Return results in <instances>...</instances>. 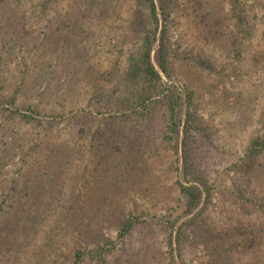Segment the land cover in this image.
I'll list each match as a JSON object with an SVG mask.
<instances>
[{
	"label": "rangeland",
	"instance_id": "obj_1",
	"mask_svg": "<svg viewBox=\"0 0 264 264\" xmlns=\"http://www.w3.org/2000/svg\"><path fill=\"white\" fill-rule=\"evenodd\" d=\"M58 1L59 4L49 10L50 14L54 7L67 10L72 0ZM137 3V0L121 3L120 9L98 21L79 20L78 25L88 24V34L81 32L84 36L82 43L93 41V47L87 49L93 53L91 62L99 65V69H107L116 61L122 65L127 64L129 50L143 40L144 33L136 29H141L144 23L139 24L140 21L137 23L133 18ZM212 3L215 4L213 7ZM171 5L168 21L164 24L161 19L156 33L159 35L164 25L167 28V64L170 73H161L167 85L181 93L185 89L184 94L186 91L193 93L190 107L196 116V126L192 128L195 138L190 144L191 158L206 174L209 191L203 189L195 207L183 215L187 198L179 190L176 168L182 162V148L180 146L176 153L166 138L167 128L160 121L166 118L164 108L158 106L154 114L156 122L135 136L138 144L134 146L140 147L138 164L142 168H136L138 178H133L134 182H121L124 190L113 187L111 190L94 192V187V190L87 191V182H96L92 171L104 172L103 169L110 165L99 160L101 155H94L89 150L87 129L83 134L73 132L70 140L76 139V147L72 141L62 153L66 156L72 154V157L78 155L80 159L76 161L79 172L71 179V182L78 185L80 193H66L65 197L71 205L75 204L76 199L85 203L88 197L91 203L97 202L98 206H86L81 211L85 218L96 212L91 218L89 235L93 237L101 230L115 239V243L105 250V262L98 258L92 260L85 255L75 264H142L151 258L150 264H172L166 221L179 217L175 227L177 229L179 223L194 215H198L199 220L188 228L189 234L184 237L185 240L178 244L173 239L174 248L184 243L181 251L184 257L178 260V264H232V261L234 264H247L248 260L264 264V252L261 251L264 248L260 246L262 242H255L254 249L251 248L247 253L243 252L246 248L242 244L235 245V239L241 238L235 232L238 226L251 235L256 231L258 239L264 240V148L254 159L250 156L252 141L264 135V83H260L264 77V61H256L261 52L258 50L259 45L264 44V0H245L248 17L258 24L256 32L245 38L240 37L242 26L231 13L234 7L228 0H173ZM140 8L149 14L145 4L143 6L142 3ZM54 16L55 13L51 18L48 17L49 25L55 24L58 19L56 17L53 20ZM28 17L31 18L28 20V30H23L21 34L27 36L30 31L33 34L32 42L41 48V39L45 36L42 31L45 20L32 24L34 18L30 14ZM2 26L7 25L0 20ZM62 27L63 35L70 34L71 39L73 35V40L78 38L79 29L70 32L65 24ZM158 45L156 41L151 52L157 67ZM39 53H43V50H33L26 39L19 41L13 52L0 50V86L4 99L15 96L17 104L33 103L51 112L75 107L77 104L86 105L87 94L84 89L83 92L80 89L71 94L64 91L65 82L56 76L58 69L47 62L53 56L52 53ZM62 100L67 104H62ZM6 117V113L0 112V133L11 122ZM80 123L83 125L84 120ZM178 126L183 136L186 127L184 115ZM199 126L206 127L203 129L205 134L198 130ZM16 127L19 128L17 136L21 133L23 144L17 152L19 156H14L2 168L1 183L9 184L18 166L24 165V160L26 162L29 159L31 145L46 136V133L43 134L32 124L17 122ZM120 131L126 139L132 136L127 127H121ZM208 132L210 135H206ZM67 137L66 133L59 131L47 133V138L54 141L65 140ZM35 157L43 161L44 155L40 149L31 160ZM177 157H180L179 162ZM53 163L56 165L57 162ZM24 168L26 164L21 168V173ZM191 182L197 183L196 179ZM134 183L136 189L133 188ZM4 194L1 193L0 198ZM105 196V201H101ZM172 205L174 208L169 210ZM130 212L147 216V221L138 222L129 236L120 239V220L125 219ZM190 231H195L199 236L195 238ZM226 231L230 234L223 240L225 245L228 243L243 250L229 251L227 263L216 257L218 252L215 248V240H218L215 238ZM64 237L65 240L60 244L62 247L53 254L47 253L48 257L45 256L53 262L51 264H73L77 247L88 250L94 246L88 241L78 240L70 232ZM100 241L105 242L102 239Z\"/></svg>",
	"mask_w": 264,
	"mask_h": 264
},
{
	"label": "trees",
	"instance_id": "obj_2",
	"mask_svg": "<svg viewBox=\"0 0 264 264\" xmlns=\"http://www.w3.org/2000/svg\"><path fill=\"white\" fill-rule=\"evenodd\" d=\"M131 1L72 0L67 10L54 7L55 11L53 10L50 14L49 10L53 5L59 4L58 0H27V2L0 0V20L7 25L0 27V50L3 52L7 49L13 52L19 41L26 39L33 50H43V53L39 54L52 53L53 56L47 62L58 69V71L56 69L58 72L56 76L65 82L64 91L67 94L80 91V89L82 92L84 89L87 94L86 105L77 104V106L74 105L75 107L69 106L63 110L56 109L57 111L51 112L33 103L17 104L15 96L4 99L0 86V112L6 113V119L11 121L9 125L2 128L0 133L2 134L0 136V172L14 156L18 155L17 152L20 151V146L22 147L21 133L17 136V132L19 133V128L16 127L17 122L32 124L43 134L46 133V136L42 137L39 142L31 145L29 156L31 160L33 154L39 152L40 149L44 155V162L37 157L31 162L26 159V162L25 160L23 162L26 168L21 173L24 165L18 166L15 171L16 175L11 178L9 184L1 183L0 180V194L5 192L0 198V264H48V262L51 264L53 262L45 256L48 257L47 253L53 254L62 247L60 244L65 240L64 235L67 232L78 240H85L94 245L88 250L77 247L73 264L79 262L85 255L91 257L92 260L98 258L102 262L106 261L105 250L115 243V239H111L101 230L90 237L91 218L96 212H92L88 218H85L84 213L81 212L83 207L90 208L99 204L91 203L88 197L85 203L76 199L75 204L71 205L68 202L69 199L65 197L66 193L76 195L80 193L78 185L71 182V179L79 172L76 161L80 159L78 155L72 157V154L66 156L62 153L67 146L72 144V141L76 147V139L70 140L73 132L83 134L87 129L89 138L87 134L86 138H88L89 150L94 155H101L99 160L110 165L103 169L104 172L92 171L96 182L88 181L87 191L94 187V192L111 190L114 189L113 187L124 190L121 182L125 184L134 182L133 178H138L136 168H142L138 164L140 147L134 146L138 144L135 136L137 137L139 132L156 122L154 114L158 106L164 108L166 118L160 121L167 128L166 138L172 143L176 153L180 146L182 148V162L176 168L178 169L179 190L187 198L183 215L191 212L195 207L203 189L209 191L206 174L191 158L190 144L195 138V131L192 128L196 126V116L190 107L193 93L186 91L184 94L185 89L181 93L175 87L167 85L162 76V73H170L167 64V28L164 25L161 33L159 35L156 33L161 19L164 24L168 21L167 17L171 13L173 0H137L139 4L137 3L138 8L135 7L133 10V18L137 20V23L140 21L139 24L144 23L141 29L140 27L136 29L137 32L144 33V36L138 45L129 50L127 64L122 65L116 61L107 69L101 70L99 65L91 62L93 53L87 49L90 46L93 47V41L82 43L84 36L81 32L88 34V24L78 25L79 20L98 21L99 18L110 16L115 10L120 9L121 3ZM141 1L143 6L145 4L149 9V14L140 8ZM228 2L234 7L231 13L236 16L239 25L242 26L240 37L252 36L258 24L248 17L245 0H228ZM214 5L212 3L211 7ZM54 13L53 20L56 17L58 19L55 24L49 25L48 20ZM29 14L34 18L31 20L32 24L45 20L42 30L45 36L41 39V48L37 43L32 42L33 34L30 31L27 36L21 34L23 30H28L27 25L30 24L28 20L31 19L28 17ZM63 24L69 27L70 32L79 29L78 38L73 40V35L72 39L70 34L63 35L61 30ZM156 41L159 43L158 67L151 53ZM258 50L261 52L256 61L261 63L264 61L261 59L264 56V44L259 45ZM260 83L263 85L264 77ZM61 103L67 104L63 100ZM183 115L186 127L183 131L184 135L181 136L178 124ZM82 119L84 120L83 125L80 123ZM125 121L126 125L123 124ZM121 127H127L132 136L124 138L120 131ZM205 128V126H199L198 130L203 132ZM48 131L66 133L68 137L65 140L54 141V139L47 138ZM206 135H210L209 132ZM263 148L264 135L252 141L251 158L257 157ZM76 152L78 153V148ZM179 159L180 157H177V162ZM53 161L57 162L56 165ZM194 179L197 182L195 184L191 182ZM135 186L134 183L133 188ZM241 191L244 190L241 189ZM105 199L106 196L102 197L101 201ZM173 208L172 205L169 210ZM147 214L150 213L147 212ZM146 217L130 212L125 219L120 220L118 237L121 239L129 236L138 222L147 221ZM178 218H169L165 226L169 231V252L172 264H178V260L184 257L181 252L184 243L174 248L173 239L175 238L178 244L183 242L184 237L189 234L188 228L199 220L198 215H194L179 223L178 228L175 229ZM235 232L241 235L240 239H235V245L242 244L246 251L236 249L228 243L225 245L226 242L223 240L226 235L230 234L226 231L215 238L218 239L215 240L217 258L227 263L230 252L234 249L247 253L251 251V248L254 249L253 244L257 241L259 244L262 242L260 246L264 248V240L262 237H260L262 241L258 239L256 231L251 235L238 226ZM190 233H194L195 238L199 236L195 234V231H190ZM100 239L105 242H101ZM261 251L264 252V249ZM151 259L144 260L142 264H150ZM249 262L259 264L261 261L248 260L247 264ZM232 264H234L233 261Z\"/></svg>",
	"mask_w": 264,
	"mask_h": 264
}]
</instances>
